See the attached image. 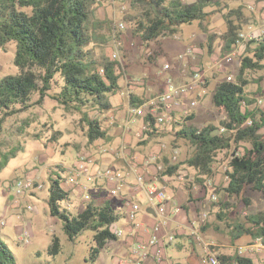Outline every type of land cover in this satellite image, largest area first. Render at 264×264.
I'll use <instances>...</instances> for the list:
<instances>
[{
  "label": "trees",
  "instance_id": "1",
  "mask_svg": "<svg viewBox=\"0 0 264 264\" xmlns=\"http://www.w3.org/2000/svg\"><path fill=\"white\" fill-rule=\"evenodd\" d=\"M104 1L108 0H0V47L12 42L16 44L14 64L19 69V74L0 80V113L4 119L41 105L57 79L61 84L56 99L65 108L81 112L91 107L99 113L111 109L110 97L120 91L123 74L119 69L122 65L119 60L106 55L105 47L99 46L102 50L100 56H96L95 50L90 47L96 39V23L103 24L95 22V7ZM205 1L197 0L189 5L182 0L168 4L165 0H137L144 2V8L134 34L138 33L143 47L147 49L151 42L173 38L181 28L205 17ZM130 22H127L128 26ZM112 36L113 30L110 28L108 41L104 36H99L103 37L100 44L108 45ZM118 37L116 35L115 39ZM238 39L235 26L229 22L228 31L223 35L224 52H230ZM252 43L256 44L253 51ZM159 56L160 51L153 49L149 53V62H155ZM262 70L264 40L252 41L234 80L224 79L213 93L214 108L223 116L220 126L207 125L200 129L186 126L179 131L178 138L190 145L193 152L184 162L170 167L166 165L164 175L178 176L183 174L181 167L187 166L196 172L193 181L203 184L214 176L217 156L224 151L232 152L225 173L227 184L224 192L227 198L248 203L244 196L247 190L264 196V110L257 106L255 97L246 93L250 84L247 73ZM34 95L39 96L36 103L32 102ZM144 101L134 100L132 96V107ZM184 118L188 122L195 117L192 112ZM249 121L250 125L247 124ZM87 124V137L91 143L105 140L106 132L96 116L87 118ZM144 126L143 135L148 138L159 132L151 116L144 118ZM9 159L10 154L4 155L0 171L7 166ZM65 174L66 171L58 166L49 178V213L62 222L63 232L71 242L85 232L93 234L94 246L89 262L95 263L108 242L119 240L111 228L122 216L106 200L100 203L88 201L84 211L76 215L69 212L62 206L63 202H70L71 195L63 185ZM218 218L224 219L221 214ZM235 230V238L247 235L252 241L261 239L264 246V208L247 216L246 221ZM48 252L51 256L59 255L60 242L57 237L53 238ZM219 259L223 264H253V260L239 254L231 257L221 255ZM0 264H16L15 254L1 238Z\"/></svg>",
  "mask_w": 264,
  "mask_h": 264
},
{
  "label": "rangeland",
  "instance_id": "2",
  "mask_svg": "<svg viewBox=\"0 0 264 264\" xmlns=\"http://www.w3.org/2000/svg\"><path fill=\"white\" fill-rule=\"evenodd\" d=\"M125 2L126 0H108L96 5L95 22H102L99 17L107 9L109 22L112 10L115 8L120 12ZM205 2V17L189 27H183V32L185 33V30L198 32V36L192 38V44L193 47L202 49L203 53L196 58L210 59L211 55H214V63L217 62V65L213 64L210 74L203 77L201 89L205 88L207 93L203 94L200 89L190 95L192 98L198 99V107L193 111L195 118L185 122V118L181 117L178 119V123L174 120L161 125L158 127V134L148 138L155 145L156 154L159 157L156 164L161 165L164 168L163 171L166 170V165L170 167L184 162L193 152L190 145L178 138V132L184 127L195 126L200 129L207 125L220 126L223 116L217 113L214 108L213 93L218 83L224 79L227 80L228 76H232L234 80L248 46L252 42L245 43L243 53L237 55L232 63L226 62L223 35L228 31L229 22L235 26L238 34H247L253 31L262 34L264 31V0H209L208 2L206 0ZM143 8L144 2L132 0V11L129 14L122 11L115 28L113 24L116 20H112L113 22L108 23V26L96 23L97 26L94 30L96 36L108 35L111 28L113 36L117 33L116 35L119 37L118 39L111 37L108 45H101L100 40L96 38L90 47L95 50L96 56L102 54L99 46L108 47L109 55L121 63L122 67L119 70L122 74L129 66H132L130 71L139 72L140 64L149 61V53L153 49L154 51L159 50L162 54L161 44L151 42L149 49L144 48L138 38V33L134 34ZM129 20L132 21L130 26L127 23ZM120 24H123L125 29H120ZM163 39L160 41L166 53L178 55L183 52L184 47L180 46L176 38ZM255 45L252 43L251 51ZM235 47L232 50L236 49ZM15 53L16 44L13 42L3 48L0 47V80L10 75L19 74V69L14 64ZM201 68L203 70L202 66ZM247 78L250 84L246 88V93L257 100L264 99V93H262L264 70L249 72ZM60 84L61 81L57 79V83L53 85L41 105H35L27 111L5 119L0 113V162L4 155L10 154L7 166L0 171V220L6 217L8 221L5 227H0V238L15 254L16 264H112V257L117 255L115 250L118 245L117 241L108 242L97 261L91 263L89 256L91 248L94 246L93 234L85 232L71 242L63 232L62 222L58 218H52V221L49 217V178L52 172L57 171L58 166H61L65 171L68 168L70 171L74 168L79 156L89 154L95 156L99 149L96 145L99 141L91 143L87 137V118H95L97 111L91 107H86L81 112L65 108L56 99ZM38 100L39 96L34 95L32 102L36 103ZM117 106L119 107V105ZM143 138L139 142H146ZM175 153H177L176 160L173 159ZM231 154L232 152L224 151L217 156L215 172L217 177L220 176L217 178L214 174L210 179L217 184L211 187L208 202L211 205V213L215 216L216 221H219L213 234L217 241L212 245V249L219 256L230 257L239 254L240 247H247L253 242L247 235L235 238L237 235L235 228L239 224H243L247 216L260 212L264 208L262 193L247 190L244 196L248 203L235 198H227L225 195L224 189L227 184L225 173L229 168ZM189 170L191 169L187 166L181 167L180 171L187 174L182 182L191 187L193 184L200 185L196 180H192L194 175ZM65 176H67V172ZM175 176L177 177V175ZM26 178H32L36 186L25 197L16 198L13 194V186L17 181ZM39 185H43L44 188L37 189ZM214 195L218 198L216 201L213 200ZM105 196L111 200L108 192L105 193ZM70 201L72 204L65 201L62 206L72 214L76 215L84 210L85 205H76L78 209L73 205V202L83 201L77 194L71 195ZM29 205L34 207V211L27 210ZM219 214L224 218L223 220L218 218ZM37 216H41L43 221L38 220ZM209 216L210 214L207 219ZM116 227L115 224L112 229L115 230ZM27 229L31 236L29 245H25L20 240L21 233ZM54 237H57L60 242L58 256H51L48 252ZM204 238L206 239V237ZM245 256V258H251L255 264H264V249Z\"/></svg>",
  "mask_w": 264,
  "mask_h": 264
},
{
  "label": "crops",
  "instance_id": "3",
  "mask_svg": "<svg viewBox=\"0 0 264 264\" xmlns=\"http://www.w3.org/2000/svg\"><path fill=\"white\" fill-rule=\"evenodd\" d=\"M165 1L166 4H168L175 0ZM182 1L185 4L191 5L197 0ZM122 11H125L127 14L132 11V0H126L120 12L114 8L112 10V16L109 17V22L108 9L105 13L101 14L99 18L106 26H108V23H111L112 20H116L114 24L112 23L115 27L116 23L120 20L119 15ZM198 34V32H188L187 30H185L184 33L183 28H181L177 35L179 39H177L176 36L173 37L179 41L181 47H184L183 52L178 55L166 53L162 46V42L159 40L158 43L161 44L162 49L161 56H159L155 62L147 61L140 64L139 72L130 71L132 66H129L127 68L128 71H124L120 80V91L116 95L110 97L111 109L103 113L97 112L96 118L101 122L102 128L106 132V138L105 140H98L99 142L96 143L99 149L95 156L92 155L95 163L91 166L90 171L95 176L98 172L107 168L124 172L126 175V186L119 196H111L110 191L114 188V185L108 183L104 179L96 177L94 181L91 182L81 179V184H85L88 188L87 194L91 196L89 202L92 200L97 201V203L105 200L110 201L111 205L113 204L112 208L122 216L121 220L117 222L116 225L117 228L124 231V236L117 241L118 245L115 248L117 255L112 257V264H120L121 262L124 264H132L133 257L131 255V250L134 245L141 241H147L153 235V228L158 223V214L156 209L147 202L145 187L148 186L149 183H154L168 195L170 224L167 229L163 231V234L166 232L176 233L174 242L168 244L164 250V255L170 264H201V258L205 253V245L210 244L212 249V245L217 241L213 234L219 221H216L215 216L211 213V205L208 203L211 187H214L217 183L210 181L208 178L203 184L200 183L198 186L193 184L191 187L186 186L184 182L180 181L178 179L179 175L177 177L164 175L162 169L159 170L162 166L156 164L159 157L157 156L158 154H156L157 150L155 145L148 137L143 138L145 136L142 131L144 119L138 117L135 119V122L129 125L127 122L129 118L128 111L130 107L133 106L132 96L134 100H147L163 92L165 82L170 77L178 83L187 81L189 79L188 71L191 66H202L203 77L204 75L206 76V74H210L211 68L217 65V62L214 63V55H211L212 58L210 59H197V56H185L186 50L189 47H193L192 38L197 37ZM99 36H104V39L108 41V35ZM99 36H96L98 40L103 39V37ZM112 38L115 39V35L112 36ZM120 42L122 43V41ZM106 55L111 59L117 60L109 55L108 47L106 48ZM168 62L172 64V69L170 71H164L163 67ZM262 93H264V89ZM260 101L263 103L261 104ZM117 105H119V107ZM257 106L264 110V99H258ZM179 118H181V114H176L174 118L175 122L178 123ZM139 127L141 128L140 130ZM141 138L146 142H139ZM105 150L106 152H104ZM152 156L156 157L155 161L151 160ZM70 171L67 168V174ZM189 171L195 177V170L191 169ZM214 174L217 177L216 172ZM219 176L220 175H218V177ZM142 181L143 185H140ZM64 187L71 195L77 194L83 200L78 203L73 202L75 207L81 204L86 207L88 201L85 200L83 196L85 192L80 187H73L67 184H65ZM106 192L109 193L111 200L107 199L105 196ZM70 202L72 204V201ZM134 203H139L142 208L137 219L140 225L138 228H135L134 224L127 218L130 206ZM209 214V219H207ZM49 217H51L50 213ZM36 218L39 220L41 216H37ZM52 218L53 217L50 219ZM41 220L43 221V219ZM195 234H199L202 238V242L197 241ZM204 237H206V239ZM262 249H264V247ZM146 264L155 263L154 260L150 258ZM253 264H255L254 261Z\"/></svg>",
  "mask_w": 264,
  "mask_h": 264
},
{
  "label": "built area",
  "instance_id": "4",
  "mask_svg": "<svg viewBox=\"0 0 264 264\" xmlns=\"http://www.w3.org/2000/svg\"><path fill=\"white\" fill-rule=\"evenodd\" d=\"M119 27L122 30L125 29L123 24H121ZM176 38L179 39L178 36H176ZM262 40H264V31L262 34L256 33L254 31L247 34H239V39L237 40L235 47L236 49L231 50L225 55L226 62L232 63L237 55H241L244 51L245 43L247 41L259 42ZM201 53H203L201 49H198L197 47H189L186 50L185 56L196 57ZM163 69L164 71H170L172 69V64L169 62L166 63ZM102 72L103 71L101 70V73ZM188 73L190 76L187 81L178 83L172 77H170L165 82V88L163 92L147 99L137 107H130L128 111V125L135 122V119L138 117L144 119L147 116H151L155 119L157 125L161 126L174 121V116H176V114H181V117L189 116L198 107V99L192 98L190 95L192 92H197V90L201 89V84L203 83L204 78L203 70L199 66H191ZM227 80L232 81L233 77L229 76ZM202 93L205 94L204 89L202 90ZM260 103L262 104L263 102L260 101ZM247 124L250 125L251 122L249 121ZM144 130L145 126H143L142 131ZM104 152H106V150ZM173 159H177V153H175ZM151 160L155 161L156 157L152 156ZM94 163L95 160L90 155L79 156L74 168L65 177L64 183L73 187H80L85 192V200L89 201L91 196L86 193L88 188L85 184H81V179L91 182L94 181L96 177H98L114 185V188L110 191L111 196H119L126 186V175L124 172L107 168L98 172L95 176L90 171V168L94 165ZM161 169L163 171L164 168H159V170ZM185 175L186 174H179L178 179L180 181H184L186 178ZM140 185H143V181L140 182ZM35 186L36 183L32 178L19 180L13 186V194L16 198H23L28 192L33 191ZM43 188V185L37 186V189L39 190H42ZM145 194L149 205L154 207L157 211L158 223L153 228V235L151 238H149L147 241H141L137 243L132 248V264H146L150 258L154 260L155 264H170L164 255V250L168 244L174 242L176 239V233L166 232L163 234V231L166 230L170 224V215L168 212V195L163 189L154 183H149V185L145 187ZM217 199V196L214 195L213 200L216 201ZM27 210L34 211V207L29 205L27 206ZM141 210V205L139 203H134L131 204L130 211L127 213L128 220L134 224L135 228L140 226L137 222V219ZM7 223L8 221L6 217L1 219L0 227H5ZM111 230L119 239L124 236V231L117 227L115 230L112 228ZM195 237L198 242H202V238L199 236V234H195ZM30 239L31 236L29 229L24 230L20 235L21 242L25 245H29ZM263 247L262 240L255 239L249 246L239 248L238 253L240 256L246 257V254H253ZM120 264L124 263L121 262ZM201 264L223 263L220 261L217 252L211 249L210 244H206L205 253L201 258Z\"/></svg>",
  "mask_w": 264,
  "mask_h": 264
}]
</instances>
